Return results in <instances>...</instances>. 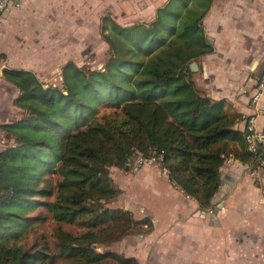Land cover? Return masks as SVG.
Listing matches in <instances>:
<instances>
[{
	"label": "trees",
	"instance_id": "16d2710c",
	"mask_svg": "<svg viewBox=\"0 0 264 264\" xmlns=\"http://www.w3.org/2000/svg\"><path fill=\"white\" fill-rule=\"evenodd\" d=\"M211 1L166 0L150 22L127 26L102 16V68L67 60L60 85L29 69H2L22 114L0 124L13 138L0 150V264H138L107 247L152 226L107 204L117 194L108 167H124L134 151L153 154L201 210L212 206L228 154L253 162L242 130L231 127L237 117L191 77L190 61L211 50L200 25ZM47 215L57 223L52 245H23Z\"/></svg>",
	"mask_w": 264,
	"mask_h": 264
},
{
	"label": "crops",
	"instance_id": "0c3cea01",
	"mask_svg": "<svg viewBox=\"0 0 264 264\" xmlns=\"http://www.w3.org/2000/svg\"><path fill=\"white\" fill-rule=\"evenodd\" d=\"M165 1L15 0L0 14V124L22 114L13 104L18 88L3 77V68L29 69L45 82L41 70L52 60L61 81L65 61L81 65L86 55L97 57L102 49L92 66L101 69L107 55L99 33L101 17L121 26L147 23ZM200 25L211 50L188 64L195 86L209 98L223 100L225 112L237 117L232 128L242 130L251 114L256 126H264V89L258 111L249 101L264 67V0H212ZM52 28L66 32L57 40L49 33ZM12 143L0 128V150ZM130 168L108 167L113 179L120 174V182L113 180L119 192L107 204L131 211L134 218L149 217L152 226L108 249L132 255L138 264H264V168L254 178L241 160L228 154L219 168L212 206L204 210L168 180L159 163ZM147 239L151 245L145 246V256L140 248Z\"/></svg>",
	"mask_w": 264,
	"mask_h": 264
},
{
	"label": "built area",
	"instance_id": "2783aa9c",
	"mask_svg": "<svg viewBox=\"0 0 264 264\" xmlns=\"http://www.w3.org/2000/svg\"><path fill=\"white\" fill-rule=\"evenodd\" d=\"M15 0H0V14ZM264 89V67L259 73L258 77L253 83L251 92L249 94V101L253 103V106L258 108V101ZM258 111V109H257ZM242 139L243 148L246 152L251 154L253 162L242 161L245 169L254 178L259 176L260 171L264 168V126H256L255 115H249L244 122L242 127ZM133 168L142 164L159 163L153 154L144 156L139 151L132 153ZM128 164V162L126 163ZM161 171L166 172L165 167L161 166Z\"/></svg>",
	"mask_w": 264,
	"mask_h": 264
},
{
	"label": "rangeland",
	"instance_id": "374dc122",
	"mask_svg": "<svg viewBox=\"0 0 264 264\" xmlns=\"http://www.w3.org/2000/svg\"><path fill=\"white\" fill-rule=\"evenodd\" d=\"M38 3V1L36 2ZM53 30H49V33L50 34H53L54 33V37L55 39L59 40L61 39V37H63L64 35V32H66V30H63V29H56V28H52ZM51 31V32H50ZM102 49H99L97 51V57L96 56H88L86 55L85 56V60H89L88 61H85L83 60V62H85L84 64L86 65H89V66H94L97 64L100 56H101V53H102ZM88 62V63H86ZM56 67V64L55 62H53L52 60H48V62L46 63L45 67H42V70H41V74H42V77H43V80H45L46 83H50V82H53L54 84H59L60 85V78L58 77L57 75V69L55 68ZM102 109H100L99 113H101ZM107 110V109H106ZM128 162V164H130V167L133 166V158H132V153L130 156H128L127 160H126V163ZM126 163H125V167H126ZM138 167V166H137ZM137 167L135 168H130L131 170H136ZM108 176L110 177L111 179V182L112 184L114 185L113 183V180L116 181V183L118 184V182H120V174L119 173H116L114 175V179L113 177H111L109 175V171H108ZM122 185H125V184H122ZM115 186V185H114ZM117 192H119V188H117ZM32 212H35V211H32ZM43 213L45 212L44 210L42 211ZM56 222H54L48 215L47 217L43 220V221H40L38 223H36L32 229L28 230L25 234V236L22 238V243L23 245H30L31 243L35 242V241H42L44 239H47L51 245H52V241L54 240V236H55V226H56ZM62 228L64 229H67L69 231H72V232H79L81 231V227L79 225H76V224H61ZM252 239V238H251ZM255 240L259 241V238L256 237ZM127 244V242L125 241L123 243V245ZM149 244L151 245V242L147 239V241H144L142 246H141V250L140 252L142 254H144L145 256H148V251L145 246ZM129 244H127L128 246ZM151 247V246H150ZM130 248V247H128ZM57 264H64V262L62 260H59ZM147 264H151L150 262L147 263Z\"/></svg>",
	"mask_w": 264,
	"mask_h": 264
},
{
	"label": "water",
	"instance_id": "95a60500",
	"mask_svg": "<svg viewBox=\"0 0 264 264\" xmlns=\"http://www.w3.org/2000/svg\"><path fill=\"white\" fill-rule=\"evenodd\" d=\"M190 64H191V66H193V62H191ZM216 210H217V207L214 206L213 211L215 212Z\"/></svg>",
	"mask_w": 264,
	"mask_h": 264
}]
</instances>
